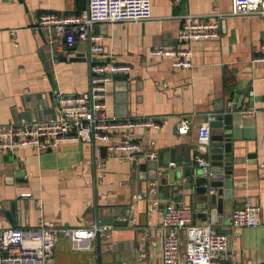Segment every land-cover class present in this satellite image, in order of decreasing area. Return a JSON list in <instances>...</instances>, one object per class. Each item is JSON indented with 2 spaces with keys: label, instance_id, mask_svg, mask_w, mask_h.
Instances as JSON below:
<instances>
[{
  "label": "crops",
  "instance_id": "1",
  "mask_svg": "<svg viewBox=\"0 0 264 264\" xmlns=\"http://www.w3.org/2000/svg\"><path fill=\"white\" fill-rule=\"evenodd\" d=\"M86 2L0 0V124L48 119L56 115L57 92L88 89L89 62L83 57L74 60L77 54H85L87 43L76 41L64 53L59 42L50 44L46 32L41 35L33 28L41 13L74 14ZM214 6L228 12L232 0H180L178 4L150 0L147 20L97 23L93 29L101 36L103 52L93 61L114 60L130 66L125 91L116 79L107 84L105 113L160 116L158 128L133 127L113 133L118 139L139 143L141 149L153 148L163 167L171 153L179 167L185 159L193 160L205 113L232 112L234 162L228 218L222 225L213 224L228 237L219 264H264V63L251 62L264 41V16L225 17L217 38L191 42L192 66L187 69L173 67L168 58L149 52L153 47L184 46L177 41L179 16L205 15ZM243 108L255 112L244 116ZM181 114L190 119V130L184 135L175 128ZM96 145L104 156L100 167L93 164L92 147L82 141H64L41 152L20 147L10 153L15 158L10 164L0 152V227L34 230L41 218L55 226L85 227L96 219H108L103 222L109 228L102 237L77 244L60 238L51 264H161L162 206L180 201L193 210L192 222L201 223L208 215L202 216L198 194L181 189L182 198L174 199L166 186L155 181L162 201L149 215L152 172L145 168L147 162L140 158L136 165L107 153L104 143ZM19 193L30 197H17ZM247 202L261 206V224L232 231V212Z\"/></svg>",
  "mask_w": 264,
  "mask_h": 264
},
{
  "label": "built area",
  "instance_id": "2",
  "mask_svg": "<svg viewBox=\"0 0 264 264\" xmlns=\"http://www.w3.org/2000/svg\"><path fill=\"white\" fill-rule=\"evenodd\" d=\"M178 4L180 0H173ZM264 16V0H232L228 12L219 11L216 6L205 15H181L177 41L184 46L176 48L153 47L150 55L166 57L173 67L187 69L191 64V42L215 39L220 34L221 21L225 17ZM151 17L150 0H87L86 6L74 14L44 12L38 15L33 28L47 33L49 43L59 42L66 53L76 41H85L84 57L89 62L88 89L82 93L55 94L56 115L39 121L20 120L0 124V152L15 153L20 147H31L38 152L52 149L64 141H82L93 151V164L100 167L104 160L97 142L104 143L109 154H119L123 159L140 164L155 161L157 152L149 147L141 149L139 143L125 137H114L118 129L160 126V116H108L105 113L107 84L116 75H126L130 66L114 60L94 62L93 57L103 52L101 36L94 32L97 23L137 22ZM253 63H264V41L259 51L251 58ZM241 114L250 116L254 108H243ZM215 113H205L197 131V153L194 164L204 175L209 176L211 163L207 157L210 123ZM179 135L190 130L187 114L177 117L175 125ZM212 190H209L211 193ZM17 197H30L19 193ZM148 212L151 215L160 207L155 182H150ZM261 206L247 202L235 209L229 218V228L237 231L244 227L261 224ZM194 212L180 201L165 202L162 206V220L158 226L161 245V264H219L226 251L228 237L218 231L207 218L193 223ZM34 230L17 227H0V264H51L54 248L60 238L71 243L89 240L105 235L109 225L96 219L85 227H65L49 224L43 218ZM182 246L183 252L180 253Z\"/></svg>",
  "mask_w": 264,
  "mask_h": 264
},
{
  "label": "water",
  "instance_id": "3",
  "mask_svg": "<svg viewBox=\"0 0 264 264\" xmlns=\"http://www.w3.org/2000/svg\"><path fill=\"white\" fill-rule=\"evenodd\" d=\"M39 32L41 35L43 34L42 31ZM81 57L85 58L84 54L79 53L74 57V60H78ZM63 58L65 60L68 59L66 56H63ZM115 79L118 84L125 85V87H122V90L125 91L128 87L127 85H129L127 75H116ZM32 108L36 109L37 105L34 103ZM232 115L231 111L224 112L223 109H220L215 115V119L210 123L207 151V157L211 163V174L209 176L204 175L201 169L194 164V156L197 153L196 148L193 153V160L185 159L181 162V167H179L173 153H171L170 161L166 167H163L161 159L149 161L144 165L145 168L147 166L152 172L148 180L150 182L157 181L158 185L166 186L168 195L172 198L181 197V189L191 190L198 194L199 208L204 209L202 216L208 215L210 222L214 225L215 223L222 225L226 222L228 218L226 216L227 203L231 200L232 165L234 162L231 136ZM13 159H15L14 154L10 153H7L4 157V161L8 160V164ZM209 190H212V192L209 193ZM100 221L107 222L111 220L101 219Z\"/></svg>",
  "mask_w": 264,
  "mask_h": 264
}]
</instances>
